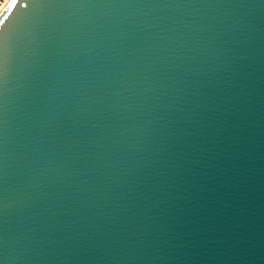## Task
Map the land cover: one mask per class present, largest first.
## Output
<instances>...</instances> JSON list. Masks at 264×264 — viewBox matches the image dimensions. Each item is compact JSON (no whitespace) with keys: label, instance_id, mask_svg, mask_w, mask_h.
<instances>
[{"label":"water","instance_id":"water-1","mask_svg":"<svg viewBox=\"0 0 264 264\" xmlns=\"http://www.w3.org/2000/svg\"><path fill=\"white\" fill-rule=\"evenodd\" d=\"M0 264H264V0H10Z\"/></svg>","mask_w":264,"mask_h":264},{"label":"snow or ice","instance_id":"snow-or-ice-1","mask_svg":"<svg viewBox=\"0 0 264 264\" xmlns=\"http://www.w3.org/2000/svg\"><path fill=\"white\" fill-rule=\"evenodd\" d=\"M18 0H14V5L17 4ZM9 20V17L7 15L0 18V28L3 27V25L6 23V21Z\"/></svg>","mask_w":264,"mask_h":264},{"label":"built area","instance_id":"built-area-1","mask_svg":"<svg viewBox=\"0 0 264 264\" xmlns=\"http://www.w3.org/2000/svg\"><path fill=\"white\" fill-rule=\"evenodd\" d=\"M10 0H0V14L6 8Z\"/></svg>","mask_w":264,"mask_h":264}]
</instances>
